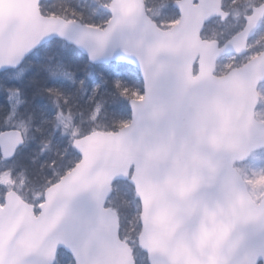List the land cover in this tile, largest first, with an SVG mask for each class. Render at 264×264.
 <instances>
[{"label": "snow or ice", "instance_id": "snow-or-ice-1", "mask_svg": "<svg viewBox=\"0 0 264 264\" xmlns=\"http://www.w3.org/2000/svg\"><path fill=\"white\" fill-rule=\"evenodd\" d=\"M0 264H264V0H0Z\"/></svg>", "mask_w": 264, "mask_h": 264}]
</instances>
